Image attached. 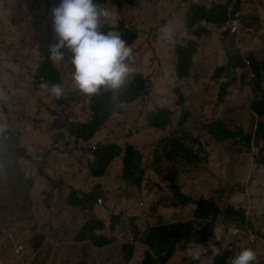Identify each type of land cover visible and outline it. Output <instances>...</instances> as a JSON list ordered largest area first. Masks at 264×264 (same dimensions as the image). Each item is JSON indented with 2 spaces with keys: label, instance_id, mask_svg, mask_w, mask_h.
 <instances>
[{
  "label": "rangeland",
  "instance_id": "1",
  "mask_svg": "<svg viewBox=\"0 0 264 264\" xmlns=\"http://www.w3.org/2000/svg\"><path fill=\"white\" fill-rule=\"evenodd\" d=\"M106 1L101 6L114 10L116 20L104 23L102 30L134 35L135 40L128 44L133 49L129 61L135 60L145 71L151 69L134 102L119 100L124 92L107 87L96 95H86L70 75L60 72L64 94L60 99L50 96L40 87L48 80L39 69L49 58L48 49H43L54 37L52 9L60 0H0V38L8 40L2 47L4 59H0V89L8 96L6 102L0 101V123L7 125L0 133V264H70L78 260L79 264H140L148 247L140 245V259L130 262L123 259L124 247H135V255L147 227L188 219L196 208L191 200L201 199L224 211L217 219L224 228L221 242H216L221 253L212 264H230L244 248L257 253L255 264H264V166L257 164L264 155V117L250 109L253 100L264 98V0H137L122 8H117L115 0ZM193 1L209 9L222 3L227 11L224 22L235 14L242 17L240 31L230 35L224 31V22L200 21L197 27L208 33L198 38L194 27L188 25ZM189 43L194 44L195 54L182 78L177 73V50ZM230 62L238 66L231 68ZM132 69L138 76L144 75V71ZM156 71L164 72L161 79L165 86L160 91L149 79ZM235 88L241 91L233 95ZM171 89L177 92L174 98ZM221 93L225 97L219 103ZM99 95L105 102L111 97L114 100L103 131L93 134L105 141H67L61 134H70V124L90 119L88 108ZM180 96L184 97L182 105ZM141 100L148 103H136ZM163 108L173 113V124L166 130L150 127L146 116ZM216 119L240 133L225 141L229 147L204 128ZM43 134H54L49 144L41 141ZM170 137L185 141L200 161L188 165L168 159L162 148ZM218 143L221 148L212 147ZM111 145L123 152L94 184L96 178L84 172L94 160L89 152ZM128 148L130 154H140L144 171L139 185L123 178ZM168 172H176L173 181L166 179ZM37 179L41 180L39 186H35ZM175 186L184 191L183 200L175 194ZM77 191L82 200L84 193L93 192L91 204L70 206L67 198L69 194L75 198ZM95 219L104 224L96 233L106 235L109 243L96 246L89 240L76 241L78 231H74L80 233ZM214 223L206 226L210 232L204 235L207 238ZM231 227L239 229L237 235L228 233ZM203 241L200 244L207 247L209 240ZM189 242L182 241L176 251L187 250ZM17 245L23 246L20 255L15 253ZM176 251L167 264H205L204 256L195 261L183 255L175 257Z\"/></svg>",
  "mask_w": 264,
  "mask_h": 264
},
{
  "label": "trees",
  "instance_id": "2",
  "mask_svg": "<svg viewBox=\"0 0 264 264\" xmlns=\"http://www.w3.org/2000/svg\"><path fill=\"white\" fill-rule=\"evenodd\" d=\"M137 0H115L117 8H122L124 5H130L133 6L136 3ZM97 3L100 5L105 4L106 0H96ZM193 6L189 8L190 18L188 25L192 28L194 27L195 34L198 38H201L204 33H208L207 30L204 28L197 27L198 22L205 21L207 23L211 24H219L222 25L224 20L227 16L226 8L223 7L224 5L222 3H217L219 6H215L212 9H209L206 6L198 4L196 1L191 2ZM201 19V20H198ZM229 19V18H228ZM228 19L225 21L227 22ZM224 22V23H225ZM201 32V34H200ZM230 34V32H228ZM122 37L127 41V44L132 43L135 40L134 35H129V33L125 32V34L122 35ZM8 42L7 39L0 38V59L3 58L2 53V47L3 45H6ZM51 43H55V37L52 38ZM11 47L12 43L10 44ZM47 48H44L43 51H45ZM66 51V50H65ZM195 54V47L193 43H189L187 46L178 48L177 50V73L180 75V77H185L188 74L189 66L192 64V61L194 59ZM13 64H11L12 66ZM129 65L131 68H138L140 71H144L143 76H138V74L134 73V71L131 72V74L127 77V79L130 76H135L138 78V81H140L142 84L137 85L133 89H129V86H132L131 81L125 80L124 84L121 86L120 89L117 90V92L121 93L119 96V100H122L123 98L125 101H131L134 102L136 99L140 96L141 92L143 91V80L146 79L145 75L151 74V69L147 68V71L144 69H140L137 64H135V60L129 61ZM238 65L236 63L230 62L231 68H236ZM258 69V68H257ZM71 64H70V58L68 57V54L66 52V59L62 64H59V67L56 68V66L51 62V60L48 58L45 60L43 66L39 69L40 75L48 80V83H60L62 84V79L59 76L60 73H66L68 76H71ZM15 75V73H13ZM164 74V72L156 71L155 73V82L153 83L154 89L157 91L162 90L163 86H165L164 81L161 79V76ZM5 75H8V73H5ZM4 75V76H5ZM170 76V73L168 74ZM150 78V77H149ZM181 78V79H182ZM257 78H260L258 75ZM21 80H15V82H19ZM14 82V83H15ZM123 87H126L125 90H123ZM24 89V87H23ZM254 91H257L256 89ZM114 92V93H117ZM114 93H104V94H110V96H113ZM170 93L172 94V97L174 98L177 92L173 89H171ZM129 95L131 97L129 98ZM224 98V94L221 93L219 96V101H222ZM65 99H63L64 101ZM144 101H138L136 103H141ZM184 102V97L180 96V100L178 103L182 105ZM114 100L111 97V100L109 102H105L101 96H97L93 103L89 106V111L91 113L90 119L86 122H74L70 124V127L67 128V131L70 133L61 134L63 135L67 141L79 140L83 142H88L94 134V131L97 130V132L101 129V127L105 124V122L108 121L112 114V108H113ZM250 109L253 113L258 114L260 118L264 117V98L260 100H253L250 104ZM147 120H149V125L152 128L159 129V130H166L167 127L171 126L173 124V113L168 110L167 108L159 109L157 112H153L149 115V118L147 117ZM205 130L211 134L217 141L219 142H225L230 139H236L239 136V132H233L227 126L225 123L221 120H216L212 123L206 124L204 126ZM261 129H264L263 124L261 123ZM54 134H43V137L41 136V141L44 138V145L49 144L52 140V136ZM36 139V138H35ZM246 144L249 147L250 146V137L245 138ZM166 141H168L165 145H163L162 152L163 154L170 160L173 158L180 159L184 162H186L188 165H195L200 161V157L198 154L193 150V148L189 147L185 141H183L181 138L176 137H170L166 138ZM57 145V144H56ZM70 147V146H68ZM229 147V145H228ZM127 148V147H126ZM125 148V150H126ZM131 148H128L127 153L124 156V168H123V178L129 181L134 182L135 184L139 185V177L140 174L143 173L144 169L141 167V160H140V154H130ZM123 152L122 149H119L115 145L111 146H101L96 147L93 150L89 152L90 157L93 155L94 160L89 163L88 169L90 171V174L93 177H103L109 166L112 164V162L120 155V153ZM137 158V162H135V159ZM258 165L264 166V155H260V158L257 160ZM86 170V169H85ZM176 177V172H168L166 175V179L169 181H173ZM40 179L35 180V186L40 185ZM36 183L38 185H36ZM175 184H172V187ZM77 190H80L77 188ZM174 192L177 196L181 197L183 200V194L179 191V187H174ZM90 193H84L85 195H82V198L84 197V200L79 198V192L75 194V198L69 194L67 198V202L70 206H73L75 208H85L87 205L91 204L92 200V194ZM187 201V200H186ZM103 203V202H102ZM191 203H194L196 205V209L194 212L193 220L186 222V223H172L168 225H161V226H150L147 227L146 230L143 232L140 238V242L142 245L147 246L148 250L144 253V257L142 261H140V264H167L173 257L177 246L182 241H197L198 243H201L203 240L207 241L212 237L209 236L207 238L204 235H209V229L206 227L207 225L214 223L220 216L224 214V211L221 210L216 204H214L211 201L201 199L197 202H193L191 200ZM102 205V204H101ZM229 214L233 215V212H229ZM200 227V228H199ZM104 229V224L101 222V220H90L85 225V227L82 228L80 233L76 235V241L79 242L80 240H89L96 246H103L109 243L106 236L102 234H97L96 230ZM203 241V242H205ZM135 247L133 246H125V256L124 261L130 262L133 257V250ZM140 259V258H139ZM220 264H225L224 262L220 261Z\"/></svg>",
  "mask_w": 264,
  "mask_h": 264
},
{
  "label": "clouds",
  "instance_id": "3",
  "mask_svg": "<svg viewBox=\"0 0 264 264\" xmlns=\"http://www.w3.org/2000/svg\"><path fill=\"white\" fill-rule=\"evenodd\" d=\"M115 20L114 10L102 7L96 0H60L58 6L52 9L55 43L48 45L49 59L54 65L62 64L67 52L72 69V80L79 91L86 95H96L102 87L120 89L133 71L128 63L133 56V49L122 34L115 30L108 32L102 30L104 23ZM40 87L57 99L64 94V88L60 83L43 82ZM7 99L5 91L0 89V101L6 102ZM223 101L224 98L219 103ZM6 128V123H0V133ZM223 232V226L216 220L207 247L197 241L189 242L187 250L190 258L199 261L204 256L205 264H212L215 256L221 253L216 242H221ZM238 232L239 229L236 227L228 229V233L232 236L237 235ZM22 251L23 246L15 247L17 255ZM209 252L210 256L207 255ZM257 260V253L252 248H244L230 261V264H255Z\"/></svg>",
  "mask_w": 264,
  "mask_h": 264
},
{
  "label": "crops",
  "instance_id": "4",
  "mask_svg": "<svg viewBox=\"0 0 264 264\" xmlns=\"http://www.w3.org/2000/svg\"><path fill=\"white\" fill-rule=\"evenodd\" d=\"M5 63H7L8 65H10L11 64V62L10 61H5ZM241 90L239 89V88H235V89H233L232 90V92H233V95H235V94H237L238 92H240ZM146 119H147V116H146ZM103 130H101V131H99L98 133H100V132H102ZM69 135V134H68ZM70 136V135H69ZM94 137V138H93ZM90 140H89V143H92L93 141L95 142H99V141H105V137H103V136H98V135H95V136H93ZM43 140H44V138H43ZM225 145H229V144H227L226 142H223ZM103 144V143H102ZM212 147H219V148H221L222 147V144L221 143H218L217 145H213ZM208 152H209V150H208ZM210 153V152H209ZM109 171V170H108ZM84 172L85 173H87V175L88 176H90V177H93L91 174H90V171H89V169H86V170H84ZM96 179H93V182H94V184H97L98 182H100L101 180H99V179H101V178H103V177H95ZM92 182V183H93ZM36 185H38L37 183H36ZM37 193H38V191H36V193H34L35 195H37ZM182 193V192H181ZM183 193H184V191H183ZM182 193V194H183ZM191 205H194V203L193 204H191ZM196 208L194 207V210H195ZM195 211H191L190 213L192 214V216L191 217H189L188 219H184V220H182V221H179V222H177V223H186V222H184L185 220H190V219H192L193 218V213H194ZM100 213V215H102V216H106V213L105 212H99ZM98 215V217H101V216H99V214H97ZM194 219V218H193ZM168 225V224H167ZM79 229H80V227H79ZM60 230H57V232H55V236H56V234L59 232ZM79 232V230H75L74 232ZM80 231H81V229H80ZM143 233H141V235H142ZM104 236H106V235H104ZM106 238H107V236H106ZM53 239H51L50 240V242L52 241ZM50 242H48V244H49V247H51V245H50ZM140 245H142L141 244V242H139V245L138 246H136V249H135V255H133V257H132V259L133 258H140V254L138 253V248H139V246ZM147 247V246H146ZM144 251V253L147 251V250H143ZM180 253H183V254H180ZM178 255H183V256H185L186 258H190V255H189V252H188V250H185L184 252H179V251H176V256L175 257H178ZM144 257V256H143ZM142 257V258H143ZM174 258V257H173ZM142 261V260H141ZM70 264H79V260L78 261H76V262H73V263H70Z\"/></svg>",
  "mask_w": 264,
  "mask_h": 264
},
{
  "label": "built area",
  "instance_id": "5",
  "mask_svg": "<svg viewBox=\"0 0 264 264\" xmlns=\"http://www.w3.org/2000/svg\"><path fill=\"white\" fill-rule=\"evenodd\" d=\"M242 26V17L239 14L230 16L228 21L224 23V31L230 32L231 35L237 34ZM249 63V62H248ZM102 204V199H99V205Z\"/></svg>",
  "mask_w": 264,
  "mask_h": 264
},
{
  "label": "flooded vegetation",
  "instance_id": "6",
  "mask_svg": "<svg viewBox=\"0 0 264 264\" xmlns=\"http://www.w3.org/2000/svg\"><path fill=\"white\" fill-rule=\"evenodd\" d=\"M135 64H136V62H135ZM149 79H150L151 81H154V82H155V77H151V76H150ZM130 81H131L132 85H134L135 83H137V85L142 84L140 81H138V78L135 77V76H131ZM144 103H148V102H147V101H144Z\"/></svg>",
  "mask_w": 264,
  "mask_h": 264
}]
</instances>
